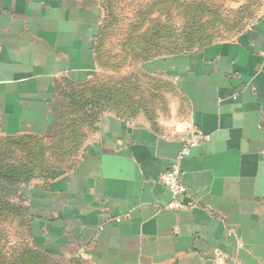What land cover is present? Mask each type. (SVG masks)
<instances>
[{
	"label": "crops",
	"instance_id": "1",
	"mask_svg": "<svg viewBox=\"0 0 264 264\" xmlns=\"http://www.w3.org/2000/svg\"><path fill=\"white\" fill-rule=\"evenodd\" d=\"M101 19L93 0H0V151L64 163L9 199L30 246L74 264H264V12L229 41L144 62L139 101L110 107L92 97L108 83ZM189 138L169 211L158 177Z\"/></svg>",
	"mask_w": 264,
	"mask_h": 264
},
{
	"label": "rangeland",
	"instance_id": "2",
	"mask_svg": "<svg viewBox=\"0 0 264 264\" xmlns=\"http://www.w3.org/2000/svg\"><path fill=\"white\" fill-rule=\"evenodd\" d=\"M93 1L102 14L95 42L98 73L102 81H105L104 76L108 77V85L113 90L126 89L135 95L134 89L138 93L141 88L133 81L141 80L139 66L144 62L196 53L215 43L229 41L249 28L264 12V0ZM158 88L163 90L164 85ZM94 93L104 96V84L103 88L97 86ZM105 99L100 101L104 103ZM134 100L139 101L138 97ZM116 101L117 96L112 94L106 102L114 106ZM131 101L129 97L124 103L131 106L128 105ZM11 158L19 156H5L4 151H0V164L12 162ZM28 230V225L25 226L23 219L14 212H0V256L3 253L14 255L7 256L4 261L5 258H1L3 263L74 264L41 254L37 257L38 252L28 242Z\"/></svg>",
	"mask_w": 264,
	"mask_h": 264
},
{
	"label": "trees",
	"instance_id": "3",
	"mask_svg": "<svg viewBox=\"0 0 264 264\" xmlns=\"http://www.w3.org/2000/svg\"><path fill=\"white\" fill-rule=\"evenodd\" d=\"M97 86H99L100 88H103V85L101 86L100 84H98ZM105 86L107 87L105 88ZM96 87L92 89V97L94 100L93 105L95 106L100 105L101 103L102 104L100 105L101 107L102 106L110 107L111 104L107 103L106 101H107L108 96L110 98L112 94H115L117 96V101H116L117 103L114 104V106H116L118 103L122 105L125 102V100H129V97H131L132 100H134L136 96L134 92L126 90V89H124L121 92H118V90H113L111 85H108V83L104 84L105 95L104 96H102V94L96 95V93H94V90L96 89ZM103 97H106V99L104 100L105 101L104 103L100 101V99H102ZM85 104H89V100H87ZM50 149L54 151L56 150V148H53V147H50ZM33 157L34 156L32 157L29 156L30 158L29 161L22 163V165H20V162L18 163L17 162H7V164H0V212L2 211L14 212L16 216L23 219V224L25 226H27V223H28L26 220V215L24 213L25 211L21 208L20 204H15L14 202L10 203L9 199L14 200L18 194L19 185L21 183H25L29 181L38 170L42 173L43 171L46 172L47 173L46 177L52 178L54 176L53 171H55L54 170L55 167H53V165L60 166L64 164L60 162H55V163L46 162L42 164L43 166V169H42L38 166V163L35 160H33ZM5 247L6 245H4L2 248L5 249ZM12 256H14L13 253H12ZM12 256H10L9 258H11ZM22 257L23 255L22 253H20V259H22ZM37 257H39V255H37ZM3 258L4 257H2V259ZM4 260H6V257L5 259H3V261ZM3 261H1V263H3ZM3 264H13V263L11 261L10 263H3Z\"/></svg>",
	"mask_w": 264,
	"mask_h": 264
},
{
	"label": "built area",
	"instance_id": "4",
	"mask_svg": "<svg viewBox=\"0 0 264 264\" xmlns=\"http://www.w3.org/2000/svg\"><path fill=\"white\" fill-rule=\"evenodd\" d=\"M195 144V139H187L182 144L180 151L175 156L170 167L161 172L158 177L159 183L166 189L170 198L165 206L169 211H177L182 208L180 199L185 195L186 187L180 178V166Z\"/></svg>",
	"mask_w": 264,
	"mask_h": 264
}]
</instances>
